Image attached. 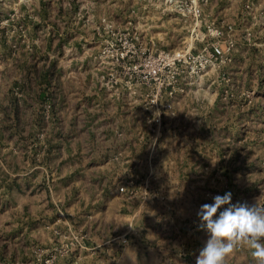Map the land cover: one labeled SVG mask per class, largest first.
<instances>
[{"label":"rangeland","instance_id":"374dc122","mask_svg":"<svg viewBox=\"0 0 264 264\" xmlns=\"http://www.w3.org/2000/svg\"><path fill=\"white\" fill-rule=\"evenodd\" d=\"M229 190L264 204V0H0V264H196Z\"/></svg>","mask_w":264,"mask_h":264},{"label":"clouds","instance_id":"9594fccd","mask_svg":"<svg viewBox=\"0 0 264 264\" xmlns=\"http://www.w3.org/2000/svg\"><path fill=\"white\" fill-rule=\"evenodd\" d=\"M197 217L208 238L196 264H224L225 256L241 243L253 250L257 264H264V204L233 202L229 190L200 205Z\"/></svg>","mask_w":264,"mask_h":264}]
</instances>
